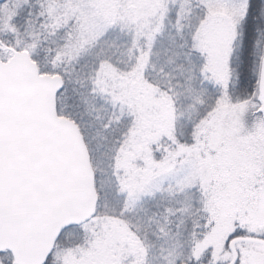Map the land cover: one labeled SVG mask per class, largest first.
Returning <instances> with one entry per match:
<instances>
[{"label": "snow or ice", "instance_id": "snow-or-ice-1", "mask_svg": "<svg viewBox=\"0 0 264 264\" xmlns=\"http://www.w3.org/2000/svg\"><path fill=\"white\" fill-rule=\"evenodd\" d=\"M0 264H264V0H0Z\"/></svg>", "mask_w": 264, "mask_h": 264}]
</instances>
